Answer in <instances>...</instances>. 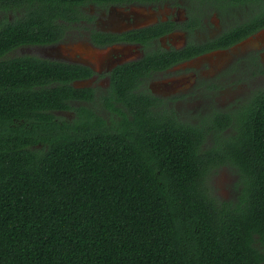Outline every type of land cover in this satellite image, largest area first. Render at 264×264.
Listing matches in <instances>:
<instances>
[{"label":"trees","instance_id":"obj_1","mask_svg":"<svg viewBox=\"0 0 264 264\" xmlns=\"http://www.w3.org/2000/svg\"><path fill=\"white\" fill-rule=\"evenodd\" d=\"M156 1L0 0V264H264V90L195 124L125 78L105 119L69 104L71 68L4 59L81 5Z\"/></svg>","mask_w":264,"mask_h":264},{"label":"flooded vegetation","instance_id":"obj_2","mask_svg":"<svg viewBox=\"0 0 264 264\" xmlns=\"http://www.w3.org/2000/svg\"><path fill=\"white\" fill-rule=\"evenodd\" d=\"M71 15V21L57 20L63 25L45 42L18 46L4 59L32 57L71 68L69 85L82 91L69 101L75 109L105 119L109 103L124 111L114 91L127 78L134 93L152 98L153 111L198 124L264 90V0L87 4Z\"/></svg>","mask_w":264,"mask_h":264},{"label":"rangeland","instance_id":"obj_3","mask_svg":"<svg viewBox=\"0 0 264 264\" xmlns=\"http://www.w3.org/2000/svg\"><path fill=\"white\" fill-rule=\"evenodd\" d=\"M262 81L256 82V85L259 84L258 87L262 86ZM243 97V96H240ZM233 104V102H232ZM225 105L224 107H226ZM195 115V113H194ZM190 112L187 114L188 117H194ZM238 180V176L236 173H232L226 167L218 169L216 173H212L210 176V185L214 188L215 192L225 200L234 199L235 195V184Z\"/></svg>","mask_w":264,"mask_h":264}]
</instances>
